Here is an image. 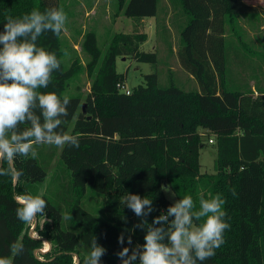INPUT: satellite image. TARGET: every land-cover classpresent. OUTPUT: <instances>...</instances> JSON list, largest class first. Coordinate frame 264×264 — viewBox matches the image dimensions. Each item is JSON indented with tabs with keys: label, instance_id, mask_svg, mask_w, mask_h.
I'll return each mask as SVG.
<instances>
[{
	"label": "trees",
	"instance_id": "16d2710c",
	"mask_svg": "<svg viewBox=\"0 0 264 264\" xmlns=\"http://www.w3.org/2000/svg\"><path fill=\"white\" fill-rule=\"evenodd\" d=\"M117 1L134 18L133 29L115 33L104 52L97 33L86 32L82 48L90 60L85 66L78 59L65 65L63 31L38 39L61 62L49 86L40 91L69 98V115L61 127L78 138L79 147L61 148L68 183L62 181L61 169L41 191L55 154L50 145L35 146V158L17 157L15 167L22 175L15 184L0 176V256H11L10 245L20 241L24 251L13 264H76L75 254L83 264L95 236L107 250L100 264H121L117 253L142 245L145 235L134 227L141 218L124 206L122 197L132 193L152 199L155 211L144 218L151 223L174 203L163 190L170 187L178 199L192 196L197 208L201 195L207 199L220 193L226 201L225 219L231 227L224 233L225 243L203 264H264V0L262 12L245 0H168L162 5L166 16L171 13L175 23H186L177 49L181 66L199 89L162 86L152 72L130 93L118 88L125 75L118 72L116 60L125 56L157 65L158 52L141 49L148 39L141 28L145 18L158 17L160 0ZM37 7L43 12L61 9V4L0 0V32L6 16L22 17ZM242 13H249L256 34L240 25ZM240 68L248 73L240 74ZM84 70L92 77L90 91L84 98L66 95ZM210 139L217 150L213 173L202 172L200 161ZM88 186L92 196L101 197V210L87 205ZM24 193L41 195L48 204L46 216L36 217L37 237L31 231L35 220L24 223L16 217L15 197ZM121 233L123 244L118 243ZM45 239L50 248L44 247Z\"/></svg>",
	"mask_w": 264,
	"mask_h": 264
},
{
	"label": "clouds",
	"instance_id": "9594fccd",
	"mask_svg": "<svg viewBox=\"0 0 264 264\" xmlns=\"http://www.w3.org/2000/svg\"><path fill=\"white\" fill-rule=\"evenodd\" d=\"M66 20L62 9L41 12L37 7L22 17L6 16L0 32V176L10 177L14 184L22 175L15 167L17 157L35 158V146L79 147L78 138L61 127L69 115V98L40 91L49 86L61 62L54 52L39 46L38 39L46 32L59 36ZM15 199L19 205L16 217L21 222L31 223L37 216H46L48 204L41 195L24 193ZM122 202L141 218L134 227L144 230L145 235L142 245L123 247L117 253L121 264H203L225 243L224 233L231 227L220 193L207 199L201 195L198 208L192 196L185 195L151 223L144 218L155 211L152 199L127 193ZM118 243H124L123 233ZM23 251L22 242H13L11 256H0V264H13V258ZM106 251L92 236L83 264H100Z\"/></svg>",
	"mask_w": 264,
	"mask_h": 264
},
{
	"label": "rangeland",
	"instance_id": "374dc122",
	"mask_svg": "<svg viewBox=\"0 0 264 264\" xmlns=\"http://www.w3.org/2000/svg\"><path fill=\"white\" fill-rule=\"evenodd\" d=\"M257 7L258 12H262L260 6L262 0H251ZM168 3V0H160L158 17L145 18L142 30L148 34V39L141 49L144 51L158 52L159 61L157 65L148 62H140L131 57L118 56L116 60L117 70L125 75L124 84L128 89H132L144 82V75L157 72L159 82L162 86H169L175 83L184 90H197L198 81L186 71L180 63L177 49L183 44L181 32L186 26L185 22L177 24L174 22L172 14H165L162 10ZM61 9L66 13L67 20L63 30L62 41L64 48V62L69 66L74 60L78 59L84 66L90 60V56L82 48L85 33L93 30L97 33L99 47L104 52L109 45L112 37L117 32H131L134 25V18L125 15L123 9L118 8L117 0H60ZM176 13V12H175ZM263 15V14H262ZM179 18V16H176ZM183 21V20H181ZM262 28L264 30V20L262 19ZM252 34H256V29ZM254 80H251L253 83ZM92 77L86 70L76 78L72 87L66 92V95L81 94L83 98L91 89ZM75 86L79 88L75 89ZM204 131V130H203ZM54 151V156L49 165V174L44 184L41 185V191H45L51 184V179L56 171L65 169L61 165V148L50 146ZM49 151V150H48ZM217 158L216 147L211 143L201 149L200 161L202 172H215V163ZM62 181L68 183V170L62 171ZM68 186V185H67ZM165 191L169 200L175 202L178 200L176 194L170 187ZM87 205L97 204L98 210L103 207V202L97 196H92L91 187L88 186ZM91 204V205H90ZM100 214V212H98ZM48 240H44V247H47Z\"/></svg>",
	"mask_w": 264,
	"mask_h": 264
},
{
	"label": "crops",
	"instance_id": "0c3cea01",
	"mask_svg": "<svg viewBox=\"0 0 264 264\" xmlns=\"http://www.w3.org/2000/svg\"><path fill=\"white\" fill-rule=\"evenodd\" d=\"M245 1H247V3H250L251 5L255 6V4L251 2V0H245ZM248 14L249 13L240 14V16L238 17V22L240 23V25L242 27H244L251 34V33H253V31H252V25L253 24L250 23ZM239 73L244 75V74H247L248 72L245 73V72L241 71V68H240ZM198 89H199V87H198ZM201 130L203 131V129H201Z\"/></svg>",
	"mask_w": 264,
	"mask_h": 264
},
{
	"label": "water",
	"instance_id": "95a60500",
	"mask_svg": "<svg viewBox=\"0 0 264 264\" xmlns=\"http://www.w3.org/2000/svg\"><path fill=\"white\" fill-rule=\"evenodd\" d=\"M83 108H85V104L83 105ZM36 224H37V220L35 219V223H34V225L31 228L32 235L35 236V237H37V235L33 234V232L35 231ZM47 242H48V245H49V248H50L51 247V243H50V241H47ZM48 249H46V250H48ZM46 250L41 249V251H46ZM75 260H76V264H79V260L80 259H79V256L77 254H75Z\"/></svg>",
	"mask_w": 264,
	"mask_h": 264
},
{
	"label": "built area",
	"instance_id": "2783aa9c",
	"mask_svg": "<svg viewBox=\"0 0 264 264\" xmlns=\"http://www.w3.org/2000/svg\"><path fill=\"white\" fill-rule=\"evenodd\" d=\"M118 88L126 93H130L131 91V89H128L124 83H118ZM210 142H214V139H210Z\"/></svg>",
	"mask_w": 264,
	"mask_h": 264
},
{
	"label": "bare ground",
	"instance_id": "6f19581e",
	"mask_svg": "<svg viewBox=\"0 0 264 264\" xmlns=\"http://www.w3.org/2000/svg\"><path fill=\"white\" fill-rule=\"evenodd\" d=\"M47 247H49V245H47Z\"/></svg>",
	"mask_w": 264,
	"mask_h": 264
}]
</instances>
